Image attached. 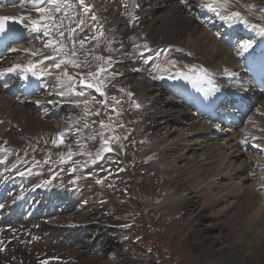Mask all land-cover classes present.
Returning a JSON list of instances; mask_svg holds the SVG:
<instances>
[{"label": "bare ground", "instance_id": "6f19581e", "mask_svg": "<svg viewBox=\"0 0 264 264\" xmlns=\"http://www.w3.org/2000/svg\"><path fill=\"white\" fill-rule=\"evenodd\" d=\"M99 2L102 11L112 22V26L108 28H112L111 30L118 29L117 37L114 38L116 49L113 51H119L123 47L120 55L127 57L124 62L130 67L139 63L138 59L144 51L154 47L157 50L162 45L167 47V54L159 63L160 70H181L184 68V64L187 63H203L215 69L224 64L232 67L236 66L230 51L221 45L212 33L198 24L195 18L189 16L179 0H140L143 7L138 14L142 18L141 21L135 20L133 23L134 29L129 24L130 21L135 19L134 15H131L128 20L123 18V11L119 10L120 5L118 2L113 4L105 3V0H99ZM244 2L259 4L260 0H244ZM7 11L8 7L3 2L0 5V12L6 13ZM159 11H161L160 14ZM174 14L175 16L178 15L176 19H174ZM28 15L38 18L40 14L36 11H29ZM120 40L121 43H119ZM21 44L16 47V53L13 54L12 58H18L17 56H21V53H24L23 56H27L28 51L34 49V47H30L28 50H22L21 46L26 43L23 41ZM98 51H101V49L96 48L93 53L96 54ZM52 54L54 52L48 53V55ZM95 57L94 55L92 59ZM81 58L84 60V55ZM173 61L175 63H172ZM155 62L154 60L151 64ZM16 63L18 64L19 61H16ZM54 65L52 67V71L56 73L54 78H58L62 82L65 81V87L62 91L67 93L68 96L72 95L71 100H74L69 105H65L67 112L64 116V126H61L62 128L54 124L56 114L64 112V108L61 106L62 100L58 97L50 94L53 97V99H50L49 94H45L43 100L39 102V109H36L30 105V102L21 93L17 97L14 92H7L0 87V121L7 122L5 125L0 123V132L4 134L0 142L1 144L9 143L7 147L9 163L13 164L16 168L15 172L22 176L29 175L28 172H21V169L24 168L22 167L23 164L26 165V168H29L37 163L30 153L32 146L20 145L18 138L23 136L47 138L49 135H53L55 138L63 136L64 139L73 140V143L66 146L67 148L61 153L64 152L63 155H65V152H67L69 153L68 156L72 155L73 157L84 156L85 161L88 163H90L89 157L91 155L96 157L94 154H97L90 168L100 165L99 158L103 156V152H107L102 147L104 142L100 143L101 141L98 140V134L95 138L97 141H94L92 136L88 135L96 130L91 129L93 126L81 127L83 125L82 118L88 115L87 111L94 109L96 112L102 104L97 103L98 100L94 101V99L87 101V103L84 100L78 102L77 100L80 98L74 97L75 91L68 87L69 81L77 80V76L87 71L88 66L94 69L92 71H95V69L99 71L98 64L96 67L91 63L87 67L80 66L79 68L73 67L71 64H65V68H55ZM62 65L64 66V64ZM103 75L105 76H102L100 80L102 81V89H105L106 84L104 82L108 84L114 79V76L110 74ZM132 78L137 80L132 74L129 77L130 80L127 79L129 83ZM149 82L138 80L137 84L130 87L132 94L134 93L136 97L134 101L139 99L140 104L138 105L144 108V119L139 123L141 131L142 127L145 128V134L141 132V135L143 134L141 139L149 138L151 140L147 151L143 154L144 159L140 157L142 159L140 162L154 160L156 165H159L163 177L172 184L168 187L163 198L154 197L153 200L158 205L178 211L182 209V211L187 212L192 203H195V208H200L202 212L205 211V208L213 211L211 212L212 215L207 218L215 221L213 223L214 229L219 228L228 231L225 235L228 244L223 250V255L217 256V254L208 253V255H203V260L217 257L219 264H264V259L255 256L256 252L260 250L264 258V239L259 241L260 233H264V190H258L259 187H264V158L260 155L249 156L250 159L254 157V161H260L258 168L251 169V175L255 176L254 182L253 176L250 175L247 155L240 150L236 141L237 130L228 133L226 131L228 129H226V133L216 134L215 129L207 125L204 120L196 118L180 99L169 97L163 101L164 92L160 91L153 82ZM147 83L150 87L144 85ZM58 84L59 82L55 83V85ZM153 89L156 91V96H154L156 101L148 97V93H153ZM25 92H27L26 87L23 93ZM261 105L263 107L261 110H264V99L261 101ZM167 107L176 110L169 113V111H166L167 109L165 110ZM56 110L58 111L56 112ZM116 113H118L116 121L118 122L121 113ZM112 116L109 112L108 126L113 131L114 136L112 135L108 140H105L108 141V145L105 147H112L121 151L119 146L127 140L131 143L133 137L131 134H120L121 131L116 124V130L113 129V126L110 125ZM126 119L129 120V125L133 121L129 118ZM9 120L20 127L19 132H15V134L12 133L13 131L11 133L5 132L6 128L9 127ZM133 122L138 123L137 121ZM257 122L259 132L264 135V111L257 117ZM94 123L91 120V124ZM44 124L46 125L43 126ZM181 126L184 127L180 128ZM40 127H44V129L41 128L42 132L45 131L38 135L37 133L41 132ZM123 127L126 128L127 126L123 125ZM172 127L176 128L175 131L172 130ZM96 131L98 133V129ZM69 135L70 137H68ZM115 137L119 139H114ZM72 144L74 146L70 147ZM195 152L198 154L195 158H192L191 154L193 155ZM121 153L123 154V151ZM3 167L0 171L3 170ZM132 177L134 179V183L133 179L130 182L132 183V193L128 195L131 201L133 200L130 196L132 197L134 194L139 197L138 199H141L137 190L139 181L137 173L133 174ZM40 179L46 178L34 173L29 181L32 183V180H35L34 184H36ZM92 182L93 186L89 185L83 191L77 190L74 192H71L69 187L57 191L58 185L53 184V192L41 195L42 200L38 207L35 205L36 202L32 203L29 190L27 194L18 191L12 198L9 197L8 205L2 212L12 210V216L6 222L0 224L10 225V232H5V234L9 237H16V240L14 243L9 244L4 252H0V264H20L12 261L15 255H19L24 259L23 264H38V260L33 259L28 254V246L25 249L19 247L20 242L29 244V241L34 237H38L37 240H44L41 244L34 240L32 252L35 250L40 252L54 250L57 253L64 254V256H59L62 258L60 263L50 264H87L88 262L85 261L88 258L87 246L80 245L76 247V245L80 241V237H83L92 227L97 228L99 231L96 233L98 235L94 234L96 238L93 243L99 241L98 238L103 233L112 235L113 240L116 241V238L119 237L116 236L117 230L115 229H118L117 226H120V224L114 218H111L114 215L113 210L106 207L111 190L107 189L108 184L107 182L104 184V179L93 178ZM74 183L75 188L82 185L77 180ZM14 189L16 190V188ZM114 194H116V191ZM114 197L117 202L123 200L118 195H114ZM149 201V199H145L142 202L147 204ZM54 202H61L62 204L56 206ZM220 204L228 205L227 208L229 207V209L226 208L227 211L223 210V207L216 209ZM196 211L197 209L193 212L194 216H196ZM198 213L200 214V212ZM29 214H31V218L28 219ZM231 217H234L231 220L234 228H237V223L242 220L247 225V229L242 231L229 229L227 222L222 219ZM195 223L196 217L192 218L191 221H187V227L191 231L193 241L197 239V234H199L198 232L194 233ZM71 224H73L72 228L70 227ZM92 224L95 225L92 226ZM2 245L0 244V247ZM196 246L197 248L200 247L199 244H196ZM12 248L15 250L13 251ZM99 256L100 254L96 253L90 257L95 259ZM256 259L257 262L254 263ZM126 260L122 259L119 264H126Z\"/></svg>", "mask_w": 264, "mask_h": 264}, {"label": "rangeland", "instance_id": "374dc122", "mask_svg": "<svg viewBox=\"0 0 264 264\" xmlns=\"http://www.w3.org/2000/svg\"><path fill=\"white\" fill-rule=\"evenodd\" d=\"M160 12L161 11H159V14ZM177 17L178 15L175 16L174 14V19H176ZM17 57H20V56L18 55ZM96 66L97 65H94V67ZM129 75L132 76V74L129 73L127 79H129L130 77ZM135 79L137 80H133L132 78V81L130 82L128 88H130L134 84H137L138 80H140L137 77ZM140 82L142 83V81ZM104 83L107 86V83L106 82ZM144 85H146L147 87L149 86L148 83ZM126 88L127 86L124 87V90L121 96L118 94H115L116 91L113 90L112 88H108V90H109V93L113 95L115 100L117 99L121 103H127L126 101L127 94L125 92ZM154 90L155 89L152 90L153 93L152 92L148 93V97L156 101V97H154L156 96V91ZM49 96H50L49 97L50 99L51 98L53 99V97H51L50 94ZM133 96H134V93H133ZM165 99H167V96L163 95V101ZM78 101L83 102V99H78ZM165 110L169 111V113H173L176 109H173V108L171 109L167 107L165 108ZM107 113L108 112H106L105 109H102L100 110L98 114L93 115V120H95L93 122L95 123L92 124V126L93 125L97 126L96 121H98L97 127L99 128L95 127L94 129L96 130L99 129L98 132H100V136L102 137L101 138L99 136V133L95 134V131H96L95 130L94 133L91 132L90 134H88L90 137L92 136V139L94 141H97L95 140L97 134H98V140L101 141L100 143H103L105 141V139L103 138H109V136L111 137L113 135V131H111L112 132V135H111V132L108 128L109 120L107 119L108 117ZM120 113L124 119L125 116L122 114L121 111ZM125 113L129 114L128 112H125ZM116 114L117 115L111 117L112 120L110 122V125L113 126V129L117 126L119 130L120 128L122 129V131L129 130L130 129L129 124H126L127 126L126 128H124L123 126L119 127L118 124L121 123L122 121H120L121 120V117H120V120L116 122L118 119V113ZM97 115H99L100 117H98ZM113 115H114V112H113ZM139 116L141 115H135V117H139ZM142 116L143 117H141V119L136 118V121L137 122L139 120L142 121L144 119V114ZM54 122L57 126L61 125L58 119H56ZM101 122H103L104 124L103 126L101 125L102 124ZM159 122L161 124L160 120ZM45 125L46 124H44L43 126ZM81 127H84V126H81ZM182 127L184 126H181L180 128ZM41 128L44 129V127H40V131L42 130ZM8 129L9 127L6 128V130ZM144 129L145 128L142 127L143 134H145ZM175 129L176 128L172 127V130L175 131ZM19 131H20V127H18L15 132H19ZM44 131L43 132L37 131L38 132L37 134L40 135L41 133H44ZM15 132H12V133L15 134ZM129 134H131L133 137L134 132L124 134V135H129ZM18 140L20 141V145L23 144L25 145V147L27 145H31L32 148L30 152L33 154L34 157H37V158L41 157L44 151H49V149H51L52 147V141H50L49 138L44 139L42 137L31 138L29 136H23L21 138H18ZM49 144H51V147H48ZM105 146H106L105 144H102V147L105 148ZM33 147L39 148L38 152L34 153ZM120 147L121 146H119V148ZM127 149L129 151L128 155L125 154L126 155L125 157L122 154V159L116 156H112L116 158L118 161L122 162L121 169H123L124 166H126L127 169L123 172V175L121 177L119 176L113 177V182H110V185L112 186H109L108 188L109 189L113 188L114 190L110 191L111 193L110 198L108 200V203L106 204L107 209H111L114 212V215L111 218H114V220L118 222V224L125 225L123 226V228L115 229L117 230L116 236L119 237V238H116V241H118V239H122V242L117 243L115 239L113 240L112 235L103 233L102 236L100 235V237L98 238L99 241L93 243V240L96 238L95 235H98L96 233L99 231L97 228L92 227L91 230L89 229V231L86 234H84L83 237H80L79 239L80 241H78V244L76 245V247L77 246L79 247L80 245L87 246L86 248L88 250V258L85 260L86 262H88L87 264H119V262L122 259H127L126 264H219V261H218L219 259L217 257L209 258L207 260L206 259L203 260L202 258L204 254L208 255V253L209 254L214 253V254H217V256L223 255L224 254L223 250L228 244V242L225 239V235H227L228 231L224 229H219V228L214 229L213 223H215V221L213 219L209 220L207 218L212 215L211 212L213 211H210L209 209L205 208V211L202 212L200 208H195L196 207L195 203H192L189 206L187 212L184 210L183 212L182 209L181 211H178L176 209H170V207L167 208L165 206H161L155 203L156 201H154L153 198L154 197L163 198L164 194L167 192L168 187L172 184L169 183V180L163 177V174H161V169L159 168V165L158 164L156 165V162H154V160H151L150 163H147V164H143L140 162V160L144 159L143 158L144 155H142L141 152L143 151L146 152L147 150L142 149L140 147L136 149V147L134 146L133 147L127 146ZM57 153L55 152V154ZM63 153H61L62 156L69 157L68 156L69 153L65 152V155H63ZM104 153L105 152H103V155ZM197 154L198 153L195 152V154L193 155L191 154V157L195 158ZM94 155H96L97 157V154H94ZM139 156H141L142 159ZM137 158L138 159L140 158V159L138 160V163L136 165L135 163L137 162ZM56 160H60V158L57 157ZM125 160L127 161V163L124 162ZM133 171L138 173L137 175H138L139 181L137 185V190L140 193L141 199H138L139 197L134 194L132 195L133 198L130 196V198L133 200L131 201L129 200L128 195L132 193L131 192L132 183L130 182L133 179L132 177ZM133 183H134V179H133ZM90 185L93 186V183L90 182ZM115 191H116V194H114ZM114 195H118L123 200L117 202V200H115ZM145 199L146 200L149 199L150 201L147 202V204H143L144 202L142 201ZM227 206L228 205L226 204H220L216 209L218 208L221 209L223 207L224 208L223 210L227 211V209H229V207L227 208ZM196 209H197L195 213L196 216H194L193 212H195ZM198 212H200V214ZM194 217H196V223H195L193 230L195 234L196 232L199 233L197 234V239L195 241L192 240L191 231H189L187 227V221H191L192 218ZM233 218L234 217L222 219V220L224 222L225 221L227 222L229 229H231L232 231H242V230L247 229V225L243 223L242 220L241 221L239 220V222L237 223V228H234V225L231 224V220ZM93 225L95 224H92V226ZM261 239H264L263 232L260 233L259 241ZM196 244H199L200 247L197 248ZM96 253H99L100 256L95 259H92L90 256ZM59 255L64 256L63 253H59ZM255 256L260 257L262 260L264 259L262 256V251L260 252V250L256 252ZM255 262H257V259L254 261V263Z\"/></svg>", "mask_w": 264, "mask_h": 264}, {"label": "snow or ice", "instance_id": "6c2138e0", "mask_svg": "<svg viewBox=\"0 0 264 264\" xmlns=\"http://www.w3.org/2000/svg\"><path fill=\"white\" fill-rule=\"evenodd\" d=\"M46 2V0H20L21 4H31L35 11L37 13H39V17L37 19H32L31 16L27 17L28 23H25V17L21 16L19 19H17L16 17H10V16H0V33L5 32L6 28L8 27L7 25V21L12 20L13 22H18L20 24H23L25 28H30L32 31L34 32H43L44 35H49V27L53 26V27H59V25L56 24V20L57 17L55 16V13H58L61 11L62 7L63 8H70L72 7L70 4H66L63 3L62 0H52V3L50 5V7H42L39 5H43ZM183 3H187V0H182ZM78 3L84 7V11L87 12L89 11V8L87 6H85V0H78ZM230 3V0H211V2H204L201 4L202 7H206L209 10L212 11H216L217 8H226L228 7ZM250 7H255L254 5L250 6ZM232 17L236 18V19H243V17H241L240 13H232L231 14ZM93 19H95V17H93ZM262 19H264V17H262ZM46 22H51V25H49ZM80 24H83L84 21L80 20L79 21ZM244 23L247 24L248 21L244 20ZM253 27H257L256 25H253ZM61 36H63V32L60 33ZM51 43V42H50ZM80 45L81 47H83L84 45V41H80ZM49 46V45H46ZM145 47H147L145 45ZM251 47V43L250 42H246L245 44L242 45V48L244 50H247L248 48ZM57 51L59 52L60 49H57ZM35 54V53H34ZM76 56V49L75 47H73L71 49V57H75ZM110 59V58H109ZM87 61H85L86 63ZM172 63H175V61H173ZM62 64H71L73 67L79 68L81 66V64L74 58H70L68 56V54H65L64 56L61 57L59 63H56L54 65L55 68H60ZM17 67H19V65H17ZM158 67V66H157ZM14 68L8 69L7 71H14ZM31 70V66L30 69ZM100 71H103V69H101ZM88 75H93L96 77V82L95 83H87V87L89 88H95L98 92H101V95H104V93L101 91L102 88V81L99 79V74H93V73H89ZM81 83H86V81L82 80ZM61 95H64L63 92L60 93ZM77 95H84L83 92H79L77 93ZM115 99V98H113ZM85 103H87V101H85ZM137 107H139V105H136ZM102 126H103V122ZM114 139H119L118 137H115ZM61 142H63L61 140ZM104 144L107 145L108 141H104ZM105 151H111V147H105L104 148Z\"/></svg>", "mask_w": 264, "mask_h": 264}]
</instances>
